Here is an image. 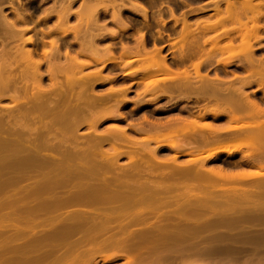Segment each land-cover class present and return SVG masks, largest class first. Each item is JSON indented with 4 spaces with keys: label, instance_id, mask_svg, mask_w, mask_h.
<instances>
[{
    "label": "rangeland",
    "instance_id": "1",
    "mask_svg": "<svg viewBox=\"0 0 264 264\" xmlns=\"http://www.w3.org/2000/svg\"><path fill=\"white\" fill-rule=\"evenodd\" d=\"M63 0H0V7H2V12L7 16V18L11 21L15 22V25L17 28L19 29H26L28 28V30L24 33V38L27 37H31L33 40V44L32 45H27L28 48H31L34 52V58L35 59H41L40 61H42V57L44 50L45 51H49V42L52 41V37H54L55 35V39L58 38L57 43H58V51H59V60L57 58L58 61H60L59 63H63L65 66L70 67L72 66L71 70H67L68 68L64 67H59V71L63 72L64 71V75H62V73H60V75H58L57 79L58 82L63 83L66 87H64V85L60 84V86L62 85L61 88L64 89L66 88V91L68 90H72V89H68L69 85L67 86V81L69 84L76 85V83L79 82H84L85 85V80H81L83 78H87L86 75H88V80L86 82H88L89 80L91 82L97 81L95 83H93L92 87L90 86L91 84H87V95L95 98L100 99L99 97H103V100L107 97V96H112L114 93L118 92L119 90H121V94L122 91L124 92L122 95H120V91L118 92V94L120 95L119 99H121L120 101H118V103H120V105L117 103L114 106L116 107L117 105V111L120 113V117L117 115V111L115 113L112 112L114 106L111 104H113V99L118 98V96L116 97H112V98H107L109 99L108 103H105L104 101H100L103 102V104L105 103L109 105V107L106 106L102 107L105 111H101L100 109H93V112L95 111V113H97L98 111H100L99 113H103V115H107L109 116L107 118L100 115V118H98V113L96 114V119L97 121H99L98 123H96V125L93 126V128H90L92 126L93 121H88L90 122L91 126H89L86 122L84 121H80L81 118L78 117L81 112L79 113V115H75V112H69L68 114V110H72V108H70L69 102L72 101L71 103L73 104V106H75L77 103L76 101V97L70 98V100L68 98H66V96H64V103H65V99H68L69 102H66V116L64 114H61V116H65L63 118V120L67 117L68 119L72 118L73 119V123H75L73 125V123L71 122L70 124V120L68 121V123L70 125H72V127L70 126L69 128V124L68 125H64L67 126V128L69 129H64V127L62 125L58 126L60 124V122L54 127V129L56 128H60L62 129L63 132H59L58 137L63 134V136L65 138L62 139L66 140V138H68V140L66 141V143H64L61 146H63L62 148L65 147V145L67 144V152L68 151H74L73 149H75L74 146H78L76 143H78L79 139H85L86 141L89 139L90 135L91 137L93 136V134L96 136H100L103 140L105 144H99L97 146L101 147V150H107V147H109L110 143H113V141L110 139L109 141H105V134L104 131L109 128V127H114V125H116L119 128H125V133H127V136L131 139V143L136 142L134 144H137V142H140L141 138L147 135H151L154 132H157L159 130L160 132V136L158 138V140H161L163 143H161V145L159 144V146L157 147L158 143H154V141H150L148 143H146V145L139 146L140 143H138L137 147L136 145H124V144H128V142L123 143L122 145H118V143H116V146L121 149L123 152L129 154V151L131 152V150L135 151L138 150L137 152L142 158V161L144 162V165H142V163H140L139 170H140V174L138 175L140 178L136 179V177L134 179H132V177L130 179L125 178L124 174H134L135 172H133L134 170V164L131 166L130 162H128V158L126 157L127 155H122L119 159H118V165H116L118 168H116L115 170H113L114 172H116L117 175L121 176V178H125L126 181H128L129 184L134 183L132 181L135 182H152L151 184H153V182H155L153 185H157L161 186L162 188L158 191V197L161 198H165L167 200L176 198L179 196V193L181 196L178 197V200H182V202L185 205V214L187 216V225L189 227H196L193 229L198 230V232L192 233L190 235L187 236L186 240H184L182 243L180 244H170L171 241H169V245L168 248L170 251H173L172 253L168 254V259L164 260L167 264H180V262L185 259L188 258V261L190 264H264V221L259 219V216H263L264 215V176H257V177H253V178H249V179H245L243 181H238V180H220L217 178H214V176L212 177L213 182H210L209 180L206 181L204 179H193V178H188V177H184L181 176V174L179 175L177 172L173 171L172 169L176 166L178 169H191L192 167H196L198 166V168H200V165H198L199 163H201V161H203L202 159L204 158V156H206V154L211 151L215 145V139H212L211 136L209 138H211L212 142L210 144H203V142L200 141L201 137L200 134H208L206 131H197L196 134L192 135V136H182L180 138H178L180 140V143L182 144V146L185 148L186 151L192 150L191 147H193V150H199L201 152H198L197 155H189L186 153H182V155L178 154L176 159H175V164L174 166L172 165L171 162L168 163V160L166 159H170V157L172 158V156L175 155V150H171L170 147L168 146V143L173 139L169 136V133L167 131V129H169L168 127L171 126H177L176 123H180L181 126L180 127H185V122L188 121H192V120H200L201 122H205L207 124H209L210 126H212L213 128H224L227 125H229L227 118L224 115H220L218 118H213L210 116V112H218L223 110L222 107H216L215 106V102H211V101H205L203 99H199L198 95L200 96V93L197 90H187V89H177V88H173L170 85H172V81H159L158 86L156 87V90H151L152 88H148L147 91V86H145L143 83H147L149 82L148 80L151 81L152 78H162V77H166V76H171L173 75V72H179L183 69H187L190 72H192V64L199 62L200 60L203 59L204 55L206 56H210L208 57V59H206V61H204L203 65L200 68V74L201 75H206L207 79L212 80L214 82H220L223 83L224 85H238L239 82L245 84L246 86L244 87V91L246 93H248L250 95V98L256 100V102L258 103L259 107L264 110V85L259 84V83H253L251 82L250 84V80H254V78H251L250 74L245 70V67L243 64H240L238 61L239 60H243V55L244 52L242 49V45L240 44V40L241 38L236 36V34L238 35V33L233 32L234 35V40L231 41L233 44V46H231L233 48L232 51H228L227 53H225L223 55V58L225 59V57L229 58L232 56V53L235 54L233 56V59L235 58V60L233 61L232 64L227 65V66H223L221 64H217V60L219 58H222L220 56V54H216L213 55V51L212 53H209V55L207 54L209 52V48L210 47V42L206 43V45H202V41L205 39H210L213 35L215 37H223L220 41H219V45H224L226 44L225 41L227 40V38L230 36L229 33L226 36V33L222 32V30H220L219 24L216 25V27L219 29H217L215 27L214 29H211L210 31L212 32H205L204 34H199L197 35V39L196 42H198V44L200 45V48H196V51H194L193 49L191 50H186V55L183 57H180L179 53H178V49L180 47V43H178V38L180 39V33H181V24L182 21L185 20L186 23L188 22L190 25H188V27H190L189 29H194V31H198L199 33L201 31L205 30V27L203 28V26L206 25V28H208L207 26H209V28L213 27L212 23L214 24V21H217V17L214 14V10L217 9H221L222 11L224 10L226 4H227V0H74L72 1L71 5H70V16L69 19L66 21V23L64 25H62L61 27V31L64 30V33L61 32V34H63V36H59L57 37V34L61 35L60 33H55L53 35H50L52 33H49V31L54 28L57 24V19H56V15L55 12L56 10L59 8L58 6H60V3ZM85 1V7L84 5H82V2L84 3ZM234 1L233 4H235L234 6H236V8L240 7V3L243 4V2L245 3V0H232ZM231 1V2H232ZM252 1V2H251ZM251 2V6L253 5L252 3H257V5L261 4V7L258 9L263 13V15H261V18L259 20V25L261 26L260 31L258 33L259 39L256 41V43H254V55L256 58H262L264 61V0H250ZM87 3V4H86ZM63 4V3H62ZM67 4V0H64V5ZM256 5V4H255ZM253 5V9H257L255 6ZM255 6V7H254ZM239 8V10H240ZM145 9L146 10V17L144 18V16H142L141 14V10ZM137 10V11H136ZM238 10V11H239ZM115 11V12H114ZM46 12H53L50 17L47 20H42L43 16L45 15ZM240 12V11H239ZM237 13L238 15L240 13ZM19 14L20 16L23 15L24 17V21H18L17 20V14ZM112 13L115 15L118 14V18L114 19L112 16ZM251 13V12H250ZM222 14V13H221ZM220 14V15H221ZM248 15H252L249 14V12L244 16V14L240 15V20L242 19V21H246V17H248ZM116 16V17H117ZM224 16V15H223ZM242 16V18H241ZM219 17V16H218ZM221 17V16H220ZM219 17V18H220ZM113 18V19H112ZM226 19V18H225ZM224 19V20H225ZM222 19V21H224ZM215 21V22H216ZM221 21V20H220ZM221 21V22H222ZM218 22V21H217ZM216 22V23H217ZM221 22H219L221 24ZM226 22V21H224ZM215 23V24H216ZM214 24V26H215ZM250 23L248 22V25ZM226 28L228 29L230 26L232 27V24H230L228 21L226 22ZM61 26V25H60ZM59 26V27H60ZM126 27V30H123V27ZM230 27V28H231ZM122 28V30H121ZM208 28V29H209ZM214 28V27H213ZM75 32V36L73 35V33ZM2 33L3 31L0 29V38H2ZM235 33V34H234ZM65 34V35H64ZM86 35L88 38L86 40V42L90 39L91 45H92V41L93 43H95V46H91L94 50V52H90L92 50V48H90L91 50H89V52L94 55H91L95 57H98L99 60L103 61L105 59V57L108 55V53L106 52V50L108 52H111V55L113 56H109L110 58H116V63H107L105 65H100L101 63L98 64H94L96 62H94L93 57H92V61L89 58H85L88 55V51H87V55H85V57L82 56V54H78L79 50L81 51V43L85 40H83V36ZM231 35V36H233ZM52 36V37H51ZM143 38V46H140V38ZM236 36V37H235ZM75 37V39H74ZM193 37V36H192ZM196 37V36H195ZM227 37V38H226ZM190 37H188L189 39ZM230 40H232L231 37H229ZM228 38V40H229ZM194 39V38H192ZM212 39V38H211ZM83 40V41H81ZM191 40V39H190ZM227 40V42H228ZM56 41V40H54ZM80 43V44H79ZM84 43V42H83ZM238 43L241 45L239 47H241V51L238 50L239 47ZM203 46V47H202ZM202 47V48H201ZM237 47V49H236ZM110 49V51L108 49ZM127 48V50H126ZM132 52L127 58L128 60H134L132 61V63H130V65H125V58L121 61L118 58H120L119 56L122 54V51H130L131 49ZM207 50L204 51V53L206 54H201L203 52H199L198 49H203ZM84 49V48H82ZM106 49V50H105ZM130 49V50H129ZM240 49V48H239ZM159 50L160 51V55L165 57V61H166V65L170 68V70L172 72H157L154 73L156 74V76L153 75V73L150 74H146V73H135V75L131 76V72L133 73V70H136V68H140V65L143 66L148 63H150L151 59H148V55L150 56L152 54V52ZM84 50H82L83 52ZM180 51V49H179ZM236 51V52H234ZM67 54H66V53ZM129 52V53H130ZM138 52V53H136ZM211 52V51H210ZM65 53V54H64ZM81 53V52H79ZM89 53V54H90ZM246 53V51H245ZM42 54V56H41ZM83 54H86V52H84ZM139 54V55H137ZM229 54V55H226ZM65 55V56H64ZM67 55V56H66ZM75 55V57L72 56ZM78 55V56H76ZM70 56V57H69ZM146 56V57H145ZM200 56L202 59H200ZM206 56V57H207ZM68 60L66 61L65 58ZM90 57V55H89ZM136 57H140L139 61L138 59L135 61ZM145 57V59H143ZM205 57V58H206ZM56 58V57H55ZM74 58H78L77 60H79L80 62H84L86 61L87 63L85 64L84 62V66L83 68L81 67V69L76 66V68L74 67V62L76 63V59ZM135 58V59H134ZM147 58V59H146ZM226 58V59H227ZM96 59V58H95ZM108 59V58H107ZM56 60V59H55ZM56 60V61H57ZM71 60V62L73 61L72 64H69V61ZM75 60V61H74ZM55 61V62H56ZM100 61V62H101ZM106 61V60H104ZM121 61V62H120ZM70 62V63H71ZM94 62V63H93ZM78 63V62H77ZM89 63V64H88ZM243 63V62H242ZM58 64V65H60ZM83 64V63H82ZM82 64L80 66H82ZM88 64V65H87ZM116 64V65H115ZM128 64V63H125ZM143 64V65H142ZM87 65V66H86ZM103 66V67H102ZM102 69H101V68ZM65 68V69H64ZM100 68V69H99ZM46 69H47V64L45 63V61H42V64L40 66V71L44 74L43 78H42V86L44 88H46L47 90H50V81H49V77L46 74ZM98 69L101 71L100 75L102 76V79L100 81L99 78H101V76L97 79L96 77H89L92 73H96L98 71ZM63 70V71H62ZM131 71V72H130ZM130 72V75H129ZM155 72V71H154ZM128 73V74H127ZM152 74V75H151ZM143 75H145V77L147 78V76H151L149 78H147V80L144 77V82H141L140 78H143ZM147 75V76H146ZM239 76L240 79H238V77H234V76ZM106 77L111 78L110 80L105 81L104 79ZM220 78L221 80L217 79ZM93 78V80H91ZM96 78V80H95ZM140 79V80H139ZM70 80L73 82H70ZM81 80V81H80ZM138 80V81H137ZM146 80V82H145ZM153 80V79H152ZM156 80V79H154ZM224 80V81H222ZM66 81V82H65ZM65 82V83H64ZM140 82V83H139ZM169 82H171V84H169ZM256 82V80H255ZM80 83V84H81ZM83 84V83H82ZM79 85V84H78ZM84 85L80 86V88H78L77 91H79V89L81 90V88L84 89ZM88 85L90 86V88L88 87ZM262 85V86H261ZM86 86V85H85ZM17 90H18V94H19V98L22 99V103H26L27 106L30 104H32L30 101L36 99L34 96H36L35 94V89L33 88L30 84H27L26 86L24 85V83L22 82H17L16 84ZM75 86H73V91L77 89L74 88ZM150 87V86H148ZM26 88V90H25ZM93 88V90H92ZM86 89V88H85ZM110 89H116L115 92H109ZM150 89V90H149ZM118 90V91H117ZM53 91V90H52ZM70 91L69 94H71ZM72 93L75 94L76 96H79L82 98V95L85 97L84 95V90H83V94L80 96V94L82 93V91H80V94H77L78 92ZM92 91V92H91ZM144 91V93H143ZM11 91H2L0 93V111L3 113L8 112L12 107H11V102L10 100L7 98V95L10 93ZM48 92V91H47ZM53 93V94H51ZM92 93V94H91ZM112 93V95L110 94ZM96 95L92 96V95ZM117 94V93H116ZM125 94V96L123 97V95ZM86 95V96H87ZM99 95V97H98ZM101 95V96H100ZM43 99L45 100V98H47L48 100L51 101H55L56 103L58 102L57 100H62L59 99L61 97V95L59 96V89L55 88L54 92H48L47 94H42ZM71 96V95H70ZM88 96V97H90ZM87 97V98H88ZM101 97V98H102ZM138 97H141L140 99H138ZM78 98V97H77ZM75 99V100H72ZM80 99V98H79ZM83 99V98H82ZM91 100H93L92 98H90ZM89 99V100H90ZM97 99V100H98ZM117 99V100H119ZM47 100V101H48ZM67 100V101H68ZM49 101V102H51ZM84 102L81 101L78 102V104H84L87 99H83ZM29 102V104H28ZM62 102V101H61ZM60 102L61 107L63 108V103ZM75 102V103H74ZM107 102V101H106ZM82 104V105H83ZM29 105V106H30ZM68 106V108H67ZM72 106V105H71ZM78 106V105H77ZM80 106V105H79ZM75 108V107H74ZM111 108H113L112 110H110ZM9 109V110H7ZM63 110H65V106L63 108ZM62 110V111H63ZM225 110V109H224ZM84 111V110H83ZM87 110H85L86 112ZM92 111V110H90ZM110 111V112H107ZM226 111V110H225ZM65 112V111H64ZM112 112V113H111ZM84 113V112H82ZM92 113V112H90ZM89 112H87L88 115L90 114ZM95 113L90 114L92 115L89 116L90 119H93V115H95ZM240 113V112H239ZM74 114V115H72ZM78 114V113H77ZM209 114V115H208ZM37 114H34V116H36ZM111 115V116H110ZM51 116V114H50ZM48 115L49 118H52ZM60 116V118H61ZM83 116L87 117L88 116ZM113 116V117H112ZM114 116H116L114 118ZM201 116H204L203 118ZM37 117L36 116V121H34L33 118L32 119V124L34 121V124L37 122ZM41 117V116H39ZM45 117V116H43ZM55 117V116H54ZM200 119H197L199 118ZM30 118V117H29ZM32 118V117H31ZM42 118V117H41ZM46 118V117H45ZM77 118H80L77 119ZM114 118V119H112ZM119 118V119H118ZM43 119V118H42ZM53 119V118H52ZM51 119V120H52ZM55 119V118H54ZM62 119V118H61ZM67 119V120H68ZM71 119V120H72ZM95 119V120H96ZM59 120V118L57 119V121ZM66 120V119H65ZM79 122H74V121H78ZM88 120V119H87ZM28 118L25 120V123H27ZM44 121H48L49 120L46 119ZM43 121V122H44ZM177 121V122H176ZM250 121L249 117H243L242 122H248ZM31 122V121H30ZM28 122V123H30ZM52 122V121H51ZM50 122V123H51ZM54 122V121H53ZM52 122V123H53ZM174 125H173V123ZM29 127L30 125L32 126V124H28ZM47 125H52L53 124H48ZM56 124V119L55 122ZM65 123V122H64ZM62 123V124H64ZM172 123V124H170ZM42 124V123H41ZM40 124V125H41ZM176 124V125H175ZM185 124V125H184ZM36 125V127H37ZM35 126V125H34ZM39 126V125H38ZM51 127V126H50ZM95 127V131L93 133ZM142 128V131H136L137 128ZM45 127L41 126L39 131H42ZM111 128V129H112ZM115 128V127H114ZM135 128V129H134ZM179 128V127H178ZM33 129V127H32ZM42 129V130H41ZM51 131L54 130L53 128H49ZM93 129V130H91ZM109 129V130H111ZM19 130H21V132L23 131L22 129H18L16 128V133L20 132ZM46 130V129H44ZM58 130V129H57ZM57 130H54L53 132H57ZM48 131V129L46 130ZM46 131H43L42 133L45 134ZM105 131V132H106ZM29 132V131H28ZM34 132V131H32ZM31 131L29 133H32ZM49 132V131H48ZM109 132V131H107ZM170 132V130H169ZM200 132V133H199ZM23 133V132H22ZM27 134V130L24 131V134L26 136V134L28 135L27 141L29 139H33V136L36 134V130L35 133L30 135ZM103 133V134H102ZM180 133V132H179ZM228 132H224V133H218L221 139L220 144L219 145H225L227 146L228 149L232 150V148L235 146L234 145H239L245 142H240L241 140L239 139H232L231 137H235L237 135L234 136V134H231L230 137V133H228V135L226 134ZM232 133V132H231ZM43 134H41L43 136ZM51 134L50 137L47 138V136H43V140H41L42 138H40L39 140H35L33 139L32 142L30 143L29 141V145L31 144L33 146L34 142H35V146L36 144H38L39 142L44 143L45 145L49 142L50 144L53 142V138H55V136L51 137L54 133H49ZM101 134V135H100ZM30 135V137H29ZM40 135V137H41ZM48 135V133H47ZM162 135V136H161ZM164 135V136H163ZM32 136V137H31ZM89 136V137H88ZM229 136V137H228ZM45 137V138H44ZM59 138V142H58V138L56 136V140L54 139V142L51 144V146H57V143H60V139ZM77 138V141L74 138ZM88 137V139H87ZM99 137V138H100ZM168 137V138H167ZM170 137V140H169ZM35 138V136H34ZM98 138V137H96ZM132 138L134 139L132 141ZM230 138V139H229ZM23 137L22 140V144L23 145H19V143H17V147H2V150H14V149H22L24 150V148H27V141L26 139ZM46 139V140H45ZM75 140V145L73 146L74 148H72V150L70 149V144L72 146ZM92 139V138H91ZM90 139V140H91ZM229 139V140H228ZM242 139V138H241ZM48 140V141H47ZM81 141V143L84 141ZM88 140V141H90ZM97 142L99 143L98 140L96 139ZM95 140V141H96ZM140 140V141H139ZM168 140V142H166ZM209 139V141H211ZM231 140V141H230ZM237 140V141H236ZM243 140V139H242ZM34 141V142H33ZM69 141V142H68ZM83 142L84 144H86L87 142ZM92 143L95 142L94 141V136L93 139L91 140ZM223 141V143H222ZM230 141V142H229ZM234 141V142H233ZM56 142V143H55ZM69 145H68V143ZM33 143V144H32ZM89 143V142H88ZM88 143L86 145H88ZM109 143V144H108ZM130 143V142H129ZM143 143V142H142ZM141 143V144H142ZM217 143V142H216ZM80 144V142H79ZM94 144V143H93ZM144 144V143H143ZM30 145V146H31ZM40 146V144H38L39 149H41L40 153H39V157H41V155H43L44 157H42L43 159H45V155L49 157L52 156V153L50 150H48L49 148H46V146ZM221 145V146H222ZM20 146V147H19ZM84 145H80L79 148H81L80 150H82ZM92 145L90 144V147ZM96 146V144L94 146H92V148L94 149V147ZM147 146V149H154L155 147H157L156 149V156L157 158H153L151 156V159L149 158V160H151L149 162V164H147V162L149 160L146 159V155L150 156V154H146L145 150ZM29 147V146H28ZM60 147V146H59ZM65 147V148H66ZM69 147V148H68ZM85 147V146H84ZM88 147V146H87ZM60 148L59 150L61 151ZM77 147V149H79ZM98 148V147H97ZM233 148V149H234ZM70 149V150H68ZM75 149V150H77ZM83 149H87L86 147ZM99 149V148H98ZM143 149V150H142ZM262 152H257V153H253L250 152L251 149L246 147V146H242L240 148L239 151H234L231 154H227L226 152H220L217 153L213 158L207 160L206 162L203 163V167H205V169L207 168H211L214 169L216 171L221 170V172L223 173H228V174H252L256 171H258L260 174L264 173V147L262 148ZM1 150V149H0ZM1 150V151H2ZM56 152L57 153H61V152ZM64 151V150H63ZM188 153V152H187ZM55 153H53L54 155ZM48 157V158H49ZM153 160H159L160 159H165L166 163L162 162H155L152 161ZM43 159H38L37 163L34 162H29L32 163L30 164V166L32 167L31 172H29V178H21L17 180V183L15 185H10L8 187V185L6 186L5 184L3 186H1L3 189L0 191V216L4 217L6 215L12 216V217H22L25 216L26 212L24 210L25 207H27L28 205V200L25 198V191L28 190L29 186L32 183H34V181L36 179H40V177H42V174L47 172L51 165L46 164L43 161ZM191 159H195L194 162H190L192 161ZM42 160V161H41ZM7 161V160H6ZM4 162L2 164V161H0V169L2 168L4 170H8L10 172L9 175H16V176H20V172H22L24 167H19L16 165L15 162H13V165H9L11 164V162ZM161 161V160H159ZM130 163V164H129ZM171 163V167L170 166ZM15 164V166H14ZM39 164V166L37 165ZM71 164V163H70ZM35 165V166H33ZM170 166V167H169ZM257 166H261V167H257ZM193 168V169H194ZM259 168V169H258ZM4 171V172H6ZM112 171V172H113ZM1 172V170H0ZM3 172V173H4ZM110 172V173H112ZM2 173V175L0 174V182L5 183L7 182V180L5 179V176L8 175V173L4 176ZM109 175H107L109 177V179L111 178ZM5 174V173H4ZM113 174V173H112ZM111 174V175H112ZM115 174V173H114ZM142 174V175H141ZM38 175V177H37ZM4 176V177H3ZM75 176V174H74ZM77 177L75 179L76 182H79L81 177L80 176H75ZM80 177V178H79ZM125 182V181H124ZM126 183V182H125ZM173 183H178L180 184V186H178L179 189L176 190H170L169 189H165L168 186H171L170 184ZM182 183V184H181ZM135 184H131L135 185L136 187H138V185ZM168 185V186H167ZM28 186V187H27ZM166 186V187H165ZM135 187V188H136ZM237 187V188H236ZM133 188V187H132ZM131 188V189H132ZM1 189V188H0ZM134 190V189H133ZM36 196V195H34ZM45 196L44 193H41L38 195L37 199H42ZM183 197V198H182ZM34 197L33 199H31V203L30 205L34 204L35 201ZM182 198V199H181ZM185 198V199H184ZM177 199V198H176ZM177 201H172V203H168L167 205H164L162 207H160L158 209V213L160 212H170L171 213H177L179 212L178 210L182 211V206L181 207V203L180 205L177 204L179 202ZM186 201L188 202V205L186 204ZM201 201V202H199ZM182 203V204H183ZM201 203V204H200ZM177 205L180 206L179 208H177ZM202 205H205L204 208L202 207ZM187 208V209H186ZM88 207H85L83 205L80 204H72L69 206H66L65 208H63L61 210L62 214L64 215H68L69 213L72 214V212L76 213V211H81V212H85L86 210H88ZM178 209V210H177ZM136 210H139L138 207H132L131 209H126V213L127 212H134ZM125 212V211H124ZM124 212H120L122 215L126 214ZM137 212V211H136ZM153 212V211H152ZM151 212V213H152ZM183 212V211H182ZM127 213V214H129ZM155 213V212H153ZM41 213H39L38 217H34L33 220L35 222H37V226L34 227V234H37L39 236H41L42 232L46 233V231L52 229L55 230V228L57 229V225L56 226H51L50 223L44 224L46 222H43L42 219V215H40ZM154 215V217H156V214H152ZM151 215V219H147L145 222L142 223H134L130 224L128 228H126L129 231H133V232H139V231H145L147 230L151 225L154 226L156 224V220L154 219V217ZM216 223L218 224H214L215 220ZM212 220L214 221V225L212 226L210 221ZM233 219H238L233 220ZM209 220V224L206 223L208 225V227H204L206 224L205 222H207ZM222 220V221H221ZM212 221V222H213ZM6 219L5 218H0V225L1 224H6ZM13 224H16L15 226H4L2 227L3 230H5V232L3 233H7V234H11L13 232H15L16 228H24L25 224L24 221H18V220H13L12 221ZM220 222H224V223H220ZM8 223V222H7ZM11 222L9 221V224ZM234 223V224H233ZM191 224H193V226H191ZM205 224V225H204ZM55 225V223L53 224ZM3 226V225H1ZM204 227V229L202 227ZM53 227V228H51ZM187 227V228H188ZM212 227V228H210ZM206 228V229H205ZM1 230V227H0ZM48 232H52V231H48ZM212 232V235H211ZM33 234V236H34ZM73 234V235H72ZM67 239L68 241H76L74 242L76 243H80L77 244L79 247L78 249H74L75 252H79V255H82L83 253L85 254V252L88 253H92L96 256V259L99 261L97 264H126L125 260L122 258L119 259H114L112 261L106 262V263H102L99 260V256L101 255H109L110 253L112 254L113 252L118 253V254H122L124 253V251L122 250H115L114 251L110 248L106 249V247L109 246H102L103 248H101L102 250H97L96 252L94 251L95 249H93V242L92 244L89 243V240H87L85 242V236L83 234L82 231H77L72 233ZM32 236V237H33ZM105 237L106 234L103 235H98V239ZM212 236V237H211ZM83 237V238H82ZM28 237L26 235V232L24 233L23 236L21 237H17L16 239H13V241L11 242V245L14 246H21V245H25L28 242ZM66 239V240H67ZM82 241L81 243V240ZM99 239V240H100ZM57 241H54V246H57L59 243V247L57 246L54 250L53 255L58 256L56 254H59L60 256L63 254L66 255L67 253V248H68V244L67 242L64 243H60L59 239H56ZM53 241V240H52ZM51 241V242H52ZM59 241V242H58ZM70 243H73L71 242ZM80 241V242H79ZM91 242V241H90ZM73 243V244H74ZM95 243V242H94ZM53 244V243H52ZM56 244V245H55ZM61 244V245H60ZM95 245V244H94ZM183 249L182 254H176L174 253L176 249ZM207 248V249H206ZM93 249V250H92ZM66 250V253H64ZM204 250V251H203ZM207 250V251H206ZM73 251V250H72ZM206 251V252H205ZM73 253L72 255H77V253ZM39 253H42V249H40ZM79 257V256H78ZM84 257V256H83ZM81 256V258H83ZM53 257H48L46 259V261H44L43 263H46L48 261H50V259ZM83 259H76L74 264H82ZM84 264H89L88 262H85Z\"/></svg>",
    "mask_w": 264,
    "mask_h": 264
},
{
    "label": "bare ground",
    "instance_id": "2",
    "mask_svg": "<svg viewBox=\"0 0 264 264\" xmlns=\"http://www.w3.org/2000/svg\"><path fill=\"white\" fill-rule=\"evenodd\" d=\"M72 1H74V0H67V4L64 5V0H63L60 3V6H58L59 8L55 12L57 24L54 28H52L49 31V33H52L50 35H53L54 32L55 33L57 32L60 34L62 31L64 32V30L61 31L60 29H61L62 25H64L66 23V21L69 19L70 5H71ZM85 1H84V3L82 2V5L85 4ZM231 1L232 0H227V4H226L223 11L221 9H217V8L214 10V14L217 17V21H218L217 22L215 20L217 23L214 21V24L216 23L215 26L212 23V26L214 28L213 27L209 28V26H211V25H209V26H207L209 28L208 29V28H206V25H205V26H203V28L205 27V30L201 31L199 33L196 30L194 31V29H192V30L189 29L191 26L188 27V25H190V24L188 22L186 23V21L183 20L182 24H181L182 29H181V33L179 36L180 39L178 38V41H177L178 43H180L179 44L180 45V47H179L180 51L178 49V53L180 52L179 53L180 57H183L186 55V50H191V49L194 50L195 49L194 51H196V48H200V45L198 44V42H196L197 35H199V34L202 35L206 31L212 32L213 30L212 31H210V30L211 29L215 30L216 25L219 24L217 26L220 27L219 29L222 30V32L226 33V36L229 33H232L229 36L232 38V40H230L229 37H228L229 38V40H228V38L226 37L228 42L226 40L225 41L226 44L221 46V45H219V41L223 37H218V36L215 37L216 35L215 36L213 35L211 37L212 39L211 38L210 39L208 38L206 40L204 39L202 41L203 46L206 45V43L210 42L208 44H210L211 49L210 48L208 49L209 52L207 54L209 55V53H212V51H213L212 57H213V55L220 54V56L222 58H219L216 61L217 64H221L223 66H227V65L232 64L233 61L235 60V58L233 59V57H235L233 55H235V54L232 53V56L229 54H226V55H229L231 57L227 58L228 57L227 56V57H225V59L223 58V55L225 53H227L230 49H231L230 51L233 50V48L231 47V46H233L232 45L233 43L231 41L234 40L233 32L238 33V35L236 34V36L241 38L240 44L242 45V48H243L242 50L244 51V52H242V53H244V54H242L244 59L239 60L238 62L240 64L244 65L245 70L254 78V80H256L259 84H262V83H264V61L262 58H256L254 55V50H255L254 43H256V41L259 39L258 33L260 31V28H261V26L259 25V20L261 18V15H263V13L259 10L261 7V4L257 5V3H255L256 4L255 5L254 3H252L253 5L257 6L256 7L257 9L254 10L252 7L253 5L251 6L252 1L250 2V0H245V3L244 2H243V4L240 3L241 8L239 7L240 8V10H239L238 7L236 8V6H234L235 5V4H233L234 1H232V2ZM258 6H259V9H258ZM84 7H85V5H84ZM141 11H142L141 12L142 16H144V18H145L146 17V10L142 9ZM238 12L240 13L239 15L237 14ZM248 12H249V14H252V15H250V16L248 15V17L245 18L246 21H244V22L242 21V19L240 20V15L244 14V16H245ZM52 13L53 12H46L45 15L43 16L42 20H47ZM117 15L118 14H116V13H115V15L112 13V16L114 19L118 18ZM218 16L219 17L221 16V17L219 18ZM241 18H242V16H241ZM222 19L223 20L225 19L224 21H226V22L228 21L230 24H232V27L230 26L231 28L229 27L227 29L226 25H225L226 22L222 21ZM17 20L23 21L22 17L19 14H17ZM219 22H221V24ZM248 22L250 23L249 25H248ZM123 28H124L123 30L127 29L126 27H123ZM0 29L3 31V33H2L3 37L0 38V93L2 91H11L7 95V98L10 100L11 107H12L10 110L7 109L9 111L6 113H3L5 111H3V112L0 111V149L1 150H2V147H14V146L17 147V145H18L17 143H19V145L20 144L23 145L22 144L23 137L27 141L28 138H26V137H28L27 134L30 131L31 132L34 131L32 133H29L30 135H32L35 133V130H36V134L34 135L35 138L33 135L32 136H33V139L39 140L45 134H46L45 136H47L46 139H48V137H50V135H51V134H49L50 132L54 133L51 136V137H53V136H55L56 133L59 134L60 131L63 132L65 129H69L70 126L72 127V125H70V124L73 121V119L72 118L68 119L66 117L65 118L66 120L65 119L63 120V118L66 116L65 113H67V112H68V114H69V112H71V113L75 112V115L72 114L74 116L79 115V113L81 111L84 112V113L81 112V114L78 116L81 118V120H80V118H77V119H79L80 121H84V122L93 121V123L91 122L92 126L90 125L91 124L90 122H88L89 124L86 122L89 126H91L90 128H93V126L96 125V123H98L100 121V120L97 121V119H96L97 115L96 114L98 113V115H99L98 118H100V115H101V113H99L100 111L95 113V111H96L95 109H100L102 111L104 109L103 107H105V108H106V106L109 107V105L108 104L105 105V103H108L110 98H112V97L114 98L116 95L118 96L119 91H120V95H122L124 93L122 91V94H121V90H119V91L117 90L118 91V92H116L117 94L114 93L112 95V93H110L112 96H107L104 99L105 101L103 100V97L101 95L100 96L102 98L99 97V95H98V97L100 99L96 98V100H95V98L90 96V93H89V95L86 94L87 90H88L87 84H89L91 82L90 80H89L90 82L88 81L89 83L86 82L89 79L88 78L89 74L86 75L87 78L81 79L82 81L87 79L85 81L86 86L84 85V82H82L83 84L81 82H79V83H76V85L72 84V86H71V84L68 83V81H69L68 80L67 81V86L69 85L68 89H72V90H69V91L67 90L68 91L67 92L66 91L67 87L65 86L66 84L64 85L63 83H61V81L59 83L58 79H57V77H58V75H60V73H62V75L65 74L63 70H62L63 72L59 71L58 66L64 67L65 65L63 63L60 64L59 63L60 61H58L60 53L58 51V43H57L58 38L55 39V35H54V37L51 36L54 39H52V41H50L48 43L50 50L49 51L44 50V52H42L43 56L41 54V56L44 57V58H42V61H45V63L47 64L46 74L49 77L48 79L51 83L50 88H49L50 90H47L46 88H44L42 86V78L44 75L40 71V66L42 64V61H40L41 59H35L33 50L31 48L27 47V45L33 44V40L31 37L24 38V33L28 30V28H26V29L17 28L15 25V22L9 20L7 18V16L2 12V7H0ZM121 30H122V28H121ZM64 33H66V32H64ZM73 35L75 36V32L73 33ZM231 35H233V36H231ZM59 36L62 37L63 34H61V35L57 34V37H59ZM188 37H190V38L188 39ZM85 38L87 40L88 37L86 35H84L83 40H85ZM192 38H194V39H192ZM74 39H75V37H74ZM90 39L91 38H89V40L87 42H86V40L85 41L81 40L84 43L80 42L82 46H81V51L79 50V52H81V53L78 52L79 55L82 54V56L85 57V55H87V51H88V55L85 58H89L91 60L93 57L92 60H94V62H96V63L93 62L94 64L101 63L100 65H105L107 63H116L117 60L115 57L110 58L112 55H111V52H108L106 50L108 48L105 49L106 52L108 53V55L104 59L106 61H104V60L101 61L98 59V57H95L96 59L94 58V56L91 57V55H94V54L93 53L91 54L90 52H94V50H95V49H93L94 47L92 48L91 46H93V45L95 46V43H93V41H92V45H91ZM54 40H56V41H54ZM88 42H90V43H88ZM139 44H140V46H143L142 36L140 38ZM240 44L238 43L237 47L241 46ZM237 47H236V49H237ZM82 48H84V49H82ZM90 48H92V50ZM239 48H238V50L241 51V47H239ZM82 50H84V51L82 52ZM85 50H87V51H85ZM89 50H91V51L89 52ZM108 50L110 51V49H108ZM126 50H127V48H126ZM203 50H204V48L198 49V51L200 53L203 52L201 54L204 55V54H206V53H204V51L207 52V50H204V51ZM245 51H246V53H245ZM84 52H86V54H83ZM129 52L128 51H124V52L122 51V54L119 56L120 58H118V59L121 60L122 58L124 59L125 57L129 58L130 57L129 55L131 53H133L132 49H131V52L130 53ZM234 52H236V51H234ZM136 53H138V52H136ZM89 55H90V57H89ZM137 55H139V54H137ZM70 56H72V55H70ZM76 56H78V55H76ZM206 56L204 55L203 59L200 56V59H202V60H200L197 63L192 64L193 65L192 66V70H193L192 72H190L187 69H183L179 72H173V75H171V76L169 75V76L158 78V79L152 78L153 80L152 79H151V81L148 80L149 82H147L146 84L143 83L145 86H147V91H148V88H152L151 89L152 91L156 90L157 89L156 87L158 86L159 81L161 82V81H166V80H168V81L170 80L173 82L172 85H170L173 88L187 89V90H197L198 89V91L200 93V96L198 95L199 99H203L205 101L215 102L216 107H218V108L222 107V109H223V110L218 111V112H210L209 113L210 116L213 118H218L220 115H224L227 118V121L229 123V125H227L224 128H213L209 124L195 119L192 121L185 122V124H186V125L184 124L185 127H180L181 122L176 123L177 126L179 125L178 126L179 128L176 126L170 125L168 127L169 129H167V131L169 133V136L173 139L168 143V146L170 147L171 150H175V155L172 156V158L170 157V159H166V160H168V163L171 162L172 165L174 166L175 164H173V163L176 162L175 159H176L178 154L182 155V153H186V154H189L192 156L197 155L198 152H201V151L193 150V147H191L192 150H189V151L185 150V152H184L185 148L182 146V144L180 143V140L178 138L185 136V135L192 136V135L196 134L198 130L199 131H206L208 134H206V135L200 134V137H201L200 141L203 142L202 145L203 144H205V145L210 144L212 142L211 138L215 139L214 141H215V144H217V145H215V147L211 151H209L206 154V156H204V158L202 159L203 161H201V163L198 164V165H200V168H198V166H197V168L192 167L191 169H178L175 166L172 169L173 171L177 172L179 175L181 174V176H184V177L186 176L188 178L190 177L193 179H204L206 181L209 180L210 182H213V181H211L213 176H214V178L220 179L222 181L223 180H229V179L230 180L232 179V180L243 181L245 179H249V178H253V177H257V176H264V173L260 174L258 171L254 172L252 174H242V173H240V174H236V173L235 174H228L227 173L226 174V173L221 172V170L216 171V170L211 169V168L205 169V167H203V166H205V165H203L204 162L213 158L217 153H220V152H226L227 154H231L234 151H239L242 146H246V147L251 149L250 152H253V153L260 152L261 153L263 150L262 148L264 147V110H262L259 107L256 100L250 98V95L244 91V87L246 86L245 84L239 82L238 85L228 86V85H224L223 83H220V82L218 83V82H214L212 80H209V79H207L206 75H201L200 74V68L203 65L204 61H206V59H208V57H211V54H210V56H207V57ZM72 57H75V55ZM145 57L143 59H145ZM147 57H148V59L147 58L146 59L149 60V58H150L151 62L146 64V66L143 64H142L143 66L140 65V68H136V70H133L134 71L133 73L130 71L131 76L135 75V73H140V72L141 73L144 72L146 74L153 73L154 76H156V74H154V73H157V72H166V71L172 72L170 70V68L166 65L165 57L160 55L159 50H156L155 52L153 51L152 54L150 56L148 55ZM57 58H58V60H57ZM66 58H65V60L68 61ZM139 58L140 57H138V58L136 57V59L135 58L134 59H135V61L137 59L139 61L140 60ZM74 59H76V58H74ZM77 59H76V63L74 62V64H73L74 67L76 68V66L78 67V65H79L80 69H81V67L83 68L84 62H85V64L87 62L84 61V62L79 63V60H77ZM124 61H125V63H128V64L124 63V66L125 65L127 66V65H130V63H132V61H134V60H128L127 61V59L125 58ZM70 62H71V60L69 61L68 65L73 63V61L71 63ZM58 64H60V65H58ZM81 64H82V66H80ZM69 67H70V65H69ZM69 67L65 66V68H68L67 70H69V69L71 70L72 66H71V68H69ZM99 69L94 74H92L93 72L90 73L91 75L89 77L91 78V76H92V77H96L98 79L101 76L100 75L101 71ZM130 72H129V75H130ZM144 77H145V75H143V78H140L141 80L140 79L139 80L141 82H144L143 81ZM149 77H151V76H147V78H149ZM96 78H95V80H96ZM147 78L145 77L146 80H147ZM101 79H102V76H101V78H99L98 81H100ZM110 79L111 78L106 77L104 80L107 81ZM154 79H156V80H154ZM91 80H93V78ZM146 80H145V82H146ZM17 82H22V83H24L25 86L27 84H30L33 88H36L35 89L36 90L35 91L36 96H34L36 99L30 101L32 103L31 105L28 102V104L30 106L29 105L27 106L26 103H22V99L19 98L18 90L16 87ZM70 82H72V81L70 80ZM95 82H97V81L91 82L92 84L90 83L91 84L90 86L92 87L93 83H95ZM60 84L64 85V87H66L65 91L63 89L64 87L61 88L62 85L60 86ZM78 84L80 86L84 85V89L81 88V90L79 89V91H77L78 88H80V86ZM169 84H171V82H169ZM73 86H75L74 88H76L77 86L78 87L76 90L73 91ZM90 86L88 85L89 88H90ZM148 86H150V87H148ZM55 88L59 89V96L61 95V97L59 99H62V98H64V96L68 95V96H66V98H68L70 100L69 97L72 98V96H73V98L76 97L75 102L77 104L75 106H73V104L71 103L72 101L69 102L68 99H65V103L63 101L64 99L61 100L62 102L60 100H57L58 101L57 103L55 101L48 100L47 98H45V100H44L42 94L45 95L48 92H54ZM158 88H159V86H158ZM25 90H26V88H25ZM83 90H84V95L85 94L87 95V96L85 95V97L82 95ZM92 90H93V88H92ZM115 90L110 89L109 92H115ZM70 91H73V92H71V94H69ZM76 91L78 92L77 94H80L79 92L82 91L80 96L82 95L83 99H87V101L84 104L82 103L83 105L80 104L81 101L84 102L81 97L76 96L75 94L72 95V93H75ZM66 92H67V94H66ZM143 93H144V91H143ZM51 94H53V93H51ZM64 94H66V95H64ZM120 95L118 96V98L113 99V104H111V106L112 105L114 106V103L116 105L118 103V101L121 100V99H119ZM88 96H90V97H88ZM92 96L97 97L95 94ZM124 96H125V94L123 95V97ZM90 98H92L93 100H91ZM107 98H109V99H107ZM140 98L141 97H138V99H140ZM117 99H119V100H117ZM72 100H75V99H72ZM101 100L104 101L105 103L103 104V102H101V104H100ZM49 101H51V102H49ZM77 101L80 103L78 104ZM60 102L63 103V108L65 106V110H63V108L61 107ZM66 102H69V104L72 105V106L70 105V108H72L73 111L72 110H68V111L66 110V105H65ZM102 104H103V107H102ZM118 104L120 105V103H118ZM119 105H117L116 107L115 106L113 107L116 109L111 108L110 110L113 109L112 112L115 113L117 111V108ZM67 108H68V106H67ZM93 109L95 110L94 112H93ZM85 110H87V111L85 112ZM90 110H92V111H90ZM105 110H108V108L104 109L103 111H105ZM87 112H89V113L92 112L93 114L95 113V115H93V119L92 118L90 119V117H89V116L92 117V115H90L92 113H90L89 116L85 115V114H87ZM107 112H110V111H107ZM34 114H37L36 116H38L37 122H35V123L39 122L38 123L39 126L37 124H34V121H36L35 120L36 116H34ZM50 114H51V116H50ZM61 114H64L65 116H61ZM82 114L84 116H88V118L84 117V119H83ZM48 115L50 117L53 116L52 117L53 119L49 118ZM117 115L120 117L119 112L117 113ZM39 116H41L43 119ZM43 116H45L46 118ZM60 116L62 119L60 118ZM102 116H104L103 113H102L101 117ZM106 116L107 115H105L104 117H106ZM108 117L109 116H107V118ZM115 117L116 116H114V118ZM201 117L203 118L204 116H201ZM243 117H249L250 121L242 122ZM27 118L29 120V121H27V123L31 121L30 122L31 124H32V119L34 118L33 124H32V126L30 125V127H29V125H27V123H25V120ZM54 118L56 119V124L54 123L55 122ZM58 118H59V120L57 121ZM114 118H112V119H114ZM46 119L49 120V123H48V121H44ZM197 119H200V117ZM79 120L74 121V122H79ZM51 121L52 122L54 121V122L52 123ZM68 121L70 122V124L68 123ZM50 122L53 124V127H52V125H49V126L47 125V123L51 124ZM59 122H60V124L58 126L62 125L64 127L63 131L59 127L57 128L58 130L56 128L54 129V127ZM30 123H28V124H30ZM62 123H64V124H62ZM172 123H170V124H172ZM174 123H173V125H174ZM65 124L66 125L69 124L68 125L69 128H67V126H64ZM74 124L75 123H73V125ZM36 125H37V127H36ZM41 126L45 127L44 129H46V130L48 129L49 132L44 130V129L43 130L41 129L42 131H39ZM32 127H33V129H32ZM114 127L113 128L109 127L107 129V131H109V132H107L106 130H105L106 132L104 131V133H106L105 134V141H109L110 139L113 141V143H110V144L108 143L109 147H107V150H105V149L101 150V147L97 146V145L101 144V142H102V144H105V142H104V139L101 140L102 138L100 136H98V135L96 136V133H95V135L93 134L94 141L96 139H99L98 140L99 143H96L97 142V140H96L95 142H93L94 143L93 144L91 141L93 139V136L91 137V135H90V137L88 136L89 139L87 137L88 140H90L92 138L90 141H88V140L86 141V138L83 139L84 141L82 139H79L78 143H76L78 146H74L75 140L77 141V138L75 137L74 138L75 140L71 139V140H74V142L70 141V143H73L72 146L70 144V149L72 150V148H74V147H75V149H77V147L79 148L80 145H84L87 149H83V148H85L83 146L82 150H80L81 148H79L77 150L73 149L74 151H68L67 152V150H66L67 144L65 145L66 148L65 147L62 148L64 146V143H66V141L68 140V138H66V140L62 139V137L63 138H65V137L63 136V134L61 135V133H60L59 137L56 134V136L58 138V142H59V138L62 136L60 139V143L56 144L57 146H51V144L54 142V139L56 138V136H55V138H53V142L51 144L49 142L50 146H48V143L45 145L44 143L39 142L38 144H40V146L43 147L45 145L46 148H49L48 150L51 149L50 151L51 152L54 151L53 153H55L54 155L52 153L51 157H49V155H51V154H49L48 156L45 155V157H46L45 159L42 158V157H44L43 155H41V157H39L40 156L39 153H40L41 149H39L38 144H36V146H35L34 145L35 142L33 141L34 142V144L32 143L33 146L31 144H30L31 146L29 145V142L31 143L33 139L32 140L29 139L28 140L29 142L27 141L28 145H27V148H24V150H22L21 148L20 149H14V150H4V151L0 150V161H2V164L7 160L6 162H11V164H9V165H13V162H15L16 165L19 167H24V165H25V168H23L22 172H20L19 177L16 175H14V176L9 175L10 172L8 170L7 171L4 170V171H6V172H4V171H2L3 170L2 168L0 169L1 175L3 172L5 173V174L3 173L4 176L8 173V175L5 176V179L7 180V182H5V183L0 182V188H1L0 191L4 188V187L3 188L1 187L4 184L6 186L8 185V187H9L10 185H15L17 183L18 179L29 178L30 177L29 172H31L30 169H32V167L30 166V164H32V163H29V162L35 161V163H37V160L41 158V159H43V161L41 160L42 162L51 165L50 169L47 172L43 173L42 177H40V179L39 178L36 179L34 181V183H32L31 185H28L29 187L27 186L29 189L25 191V198L28 200V205H27V207L24 208V210L26 212L25 216H22V217H20V216L19 217L18 216L12 217L9 215H6L4 217L0 216V218L6 219V222H5L6 224H1L3 226L0 225V227H1V230H0V264H74L76 259H78V258L80 260L83 259L82 264H84L85 262H88L89 264H97L99 261L96 259V256L94 254H92V253L86 254L87 252H85V254L83 253L82 255H79L80 254L79 252L74 251L75 248L78 249L79 246L77 244H80V243L75 244L74 242H76V241H74V240H72V241L70 240L74 244L70 243V241H68L67 238L72 233L77 232V231L83 232V234L85 236V238H84L85 242L87 240H89V243H91V244L93 242V247H94L93 249L100 247V250H102L101 249V248H103L102 246H104L103 249H105V246H109V247H106V249L109 248V250H110V248H111L113 251H114V249L116 251L117 250L124 251V253H122V254H118V253L113 252L112 254L110 253L109 255L99 256V260L102 263H106V262L112 261L114 259L122 258L125 260L126 264H167L164 260L168 259L169 258L168 254L173 252V251H170L168 248L169 241H171L170 244H180L184 240H186L188 235L195 233V232H198V230L193 229L196 227H190V225L188 227V225H187V222H188L187 219L188 218L185 214L186 210L184 208L185 205L182 202V200H181V202H180V200L177 201L178 197H180L181 196L180 194H182L183 192L179 193V196L176 197L177 199L173 198V199L167 200L165 198H161V197L156 196V195H158V191L162 187L158 186V184L153 185L155 182H153V184H151L152 182H145V181L144 182H141V181L135 182V181H137V180H135V181H132L134 183H131V184L137 183L136 185H138V187H136L135 185H132L133 188L129 187V186H131V184H129L130 182L128 183V181H126L125 178H128V179H130L131 177H132V179H134L135 177H136V179L140 178L138 176L140 174L139 173L140 172L139 167L141 166L140 163H142V165H144V162L142 161V158H140L141 156L137 155V154H139L137 152L138 150H136L137 154L134 150L133 151L131 150V152L129 151V154H127L116 146V143H118V145L119 144L122 145L123 143L128 142V144H124V145H131V144L133 145L136 142L131 143V139H130L131 137L129 138L127 136V133H125L124 127L119 128L116 125H114ZM16 128L22 129L23 133L21 132V130H19L20 132L16 133V131H15ZM49 128H53L54 130H57V132H53L54 130L51 131ZM109 129H111V130H109ZM26 130H27V134L25 136L23 134H24V131H26ZM91 130H93V129H91ZM142 130L143 129L141 127L136 129V131H142ZM169 130H170V132H169ZM43 131H46L45 134L42 133ZM94 131H95V127L93 130V133H94ZM224 132L230 133L229 134L230 137H231V134L232 135L234 134V136L237 135V136L231 137V138L232 139H239V140H241L240 142L243 141V142H245V144L242 143V144H239L238 146L234 145L235 148L233 147L234 149L232 148V150L228 149L227 146H225V145L224 146L222 144H221L222 146L219 145L221 140H224V139L218 138V137H220L219 134L224 133ZM47 133H48V135H47ZM228 133H226V134L228 135ZM41 134H43V136ZM217 134H218V137L213 138L214 136H217ZM30 135H29V137H30ZM40 135H41V137H40ZM159 136H160V132L158 130L157 132H154L151 135H147V136L142 137L140 139L141 141L139 140L140 142H137V144L140 143L139 146H141V148H142V146L146 145V143H148L150 141H152V142L154 141V143L155 142L158 143V145H157V147H158L159 144L161 145V143H163L161 140H158ZM210 136H211V138H209ZM96 137H98V138H96ZM170 137H169V140H170ZM209 139L211 141H209ZM41 140H43V138ZM80 140H82L83 142L86 141L87 143L88 142L89 143H88V145H86L87 143L86 144H84L83 142L81 143ZM133 140L134 139L132 138V141ZM79 142H80V144H79ZM166 142H168V140ZM222 143H223V141H222ZM62 144H63V146H61ZM90 144L92 146H94L96 144L94 149L92 148V146L90 147ZM137 144H134V145H136V147H137L138 146ZM68 145H69V143H68ZM157 147H155L154 149L151 148V150H150V149H147V146H146V147H144V148H146L145 150L142 149L143 151L148 150V151H146V154L147 153L150 154V156L146 155L147 160H149V158L151 159V156L155 159L157 158V156H156V150H157L156 148ZM60 148H62L61 151L59 150ZM70 149H68V150H70ZM59 151L61 153L56 154V152H59ZM122 155H127L126 157L129 160L128 162L132 163V164L129 163L131 166L134 164L133 172H135L134 174H124V177H125L124 179L121 178V176L116 174V172H117L116 168H118L116 165H118V163H117L118 159ZM153 158H152V161H155V160H153ZM159 160H161V161H159ZM159 160L157 159L155 162H162L164 160L163 162L166 163L165 159L162 160L159 158ZM191 160L192 161H190V162L195 161V159H191ZM150 161L151 160H149L147 162V164H149ZM171 163H170V166H171ZM37 165L39 166V164H37ZM14 166H15V164H14ZM33 166H35V165H33ZM149 166H150V164H149ZM173 166H171V167H173ZM257 167H261V166H257ZM113 170H115L116 172H114ZM110 172H112L113 174ZM109 173L111 176L110 179L107 176V175H109ZM74 174H75V176L81 177L79 182H76L77 180L75 181V179L77 177H75ZM37 177H38V175H37ZM170 185L171 186L167 185L168 187L165 189L170 190V188H171V190L173 191V190L179 189L178 186H180V184H178V183H175V184L171 183ZM41 193H44L45 196L42 199H37L38 195ZM34 195H36V196H34ZM34 197H36L34 204L30 205V203L32 202L31 199H33ZM172 201L179 202V203H177L179 205L181 203V207L184 205L182 207L183 212L177 209L179 212L174 213V214L173 213L170 214V212L169 213L168 212L158 213V209L160 207L167 205L170 202L172 203ZM199 202H201V201H199ZM72 204L73 205L74 204H80V205H83L85 207H88L89 209L86 210L85 212L76 211V213L72 212V214L69 213L68 215L62 214L61 210L63 208H65L66 206H69ZM186 204L188 205L187 201H186ZM204 206L205 205H202L203 208H204ZM132 207L133 208L138 207L139 210H136L137 212L134 211L133 213L127 212V213H129V214H127L126 209L128 210V209H131ZM179 207L180 206L177 205V208H179ZM121 211L122 212L125 211L124 213H126V214L122 215L120 213ZM152 211L155 213H153ZM39 213H41L40 215H42V217H43L42 221L46 222L44 224L50 223V225L52 224L51 226H56V224L58 223V225L56 226L57 229L55 228V230H52V229L48 230V231H52L51 233L48 231H46V233H44L45 232L44 231L41 233L42 234L41 236L34 234L35 232L33 229H34V227L37 226V224H36L37 222H35L33 220V218L38 217ZM152 214H156V217H154V215H152ZM151 215L156 220V224L154 226L151 225L147 230L139 231V232H133V231H129L126 229L129 227L130 224L134 225L135 222L138 224V223L145 222L147 219L150 220ZM212 218H214V220H215V217H212ZM212 218L210 221L212 226L214 224L219 223V222L216 223V220L214 223ZM15 219L18 221L23 220L25 227L21 228V229L16 228L15 232H13L11 234L3 233V232H5V230H3L2 227L9 226V225L15 226L16 224H13V222H12ZM259 219L264 221V215L259 216ZM186 220H187V222H186ZM233 220L237 221L238 219H233ZM9 221L11 222L10 224H9ZM54 223H55V225H53ZM206 223L209 224V220L207 222H205V224ZM220 223L222 224L224 222H220ZM191 226H193V224H191ZM204 227L207 228L208 225L206 224ZM204 227H202V228L204 229ZM51 228H53V227H51ZM210 228H212V227H210ZM25 232H26L27 237L29 238L28 242L25 245H21V246L11 245V242L13 241V239H16L17 237L23 236ZM33 234H34V236H33ZM103 234H106V236L105 237L103 236L101 239L99 238L100 239L99 240L98 235L100 237V235H103ZM211 235H212V232H211ZM56 239H59L60 243H62V242L64 243V240H65V242H67V241L69 242V243L67 242L68 244H66V245H68L67 253H66V250L64 252V253H66V255H64V256H63V254L61 256L59 254H56L58 256L53 255L54 250H56L57 249L56 247L59 245V243H58L57 246H54V241L55 242L57 241ZM82 241H84V240L82 239L81 243H82ZM40 249H42V253H39ZM97 250H99V248ZM94 251L96 252V249ZM182 251H183V249L177 248L174 253L181 255ZM72 252L77 253V255H72ZM81 256L82 257L84 256V257L81 258ZM48 257H53V258H51L50 261L43 263L44 261H46V259ZM180 264H190V263L188 261V258H185L180 262Z\"/></svg>",
    "mask_w": 264,
    "mask_h": 264
},
{
    "label": "flooded vegetation",
    "instance_id": "3",
    "mask_svg": "<svg viewBox=\"0 0 264 264\" xmlns=\"http://www.w3.org/2000/svg\"><path fill=\"white\" fill-rule=\"evenodd\" d=\"M21 17H22V20L24 21V17H23V15H21ZM250 76H251V75H250ZM234 77H238V79H240L239 76H236V75H235ZM251 78H253V77L251 76ZM217 79L221 80V79L218 78V77H217ZM222 81H224V80H222ZM252 81H253L254 83H258L257 81L255 82V80H252V79H251V80H250V84H251ZM253 82H252V83H253ZM262 85H264V83H262ZM262 85H261V86H262Z\"/></svg>",
    "mask_w": 264,
    "mask_h": 264
}]
</instances>
